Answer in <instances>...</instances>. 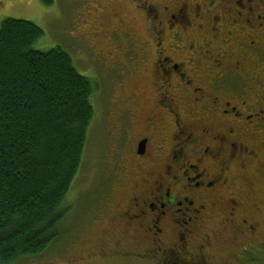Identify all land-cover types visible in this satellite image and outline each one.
<instances>
[{"label":"flooded vegetation","instance_id":"1","mask_svg":"<svg viewBox=\"0 0 264 264\" xmlns=\"http://www.w3.org/2000/svg\"><path fill=\"white\" fill-rule=\"evenodd\" d=\"M105 1L112 38L141 40L137 17ZM115 1L141 13L147 41L138 48L153 46L154 57L135 80L144 76L150 90L119 105L113 140L102 142L98 179L121 185L95 208L90 223L104 229L89 257L223 264L217 249L228 240L240 261L248 251L263 263L264 0Z\"/></svg>","mask_w":264,"mask_h":264},{"label":"trees","instance_id":"2","mask_svg":"<svg viewBox=\"0 0 264 264\" xmlns=\"http://www.w3.org/2000/svg\"><path fill=\"white\" fill-rule=\"evenodd\" d=\"M42 36L30 20L0 23V264L56 245L93 131L99 82L79 73L59 46L33 48ZM87 218L73 219L81 220L77 236Z\"/></svg>","mask_w":264,"mask_h":264},{"label":"rangeland","instance_id":"3","mask_svg":"<svg viewBox=\"0 0 264 264\" xmlns=\"http://www.w3.org/2000/svg\"><path fill=\"white\" fill-rule=\"evenodd\" d=\"M104 1L51 0L50 3H44L41 0H0V23L5 18L34 22L42 28L43 36L32 45L33 48L46 50L59 46L69 54L79 73L99 80L101 86L100 92L93 98L96 100L94 101L96 120L93 131L90 132L88 156L75 182V190L79 194L78 197L75 196L76 194L68 195V201L74 203V207L65 214V223L59 231L56 245L40 257L20 259L11 264H141L134 261L124 262L111 254L107 258L104 255L99 258L89 257V253L101 242L104 229L103 224L93 228L90 223L96 215L95 208L103 206L105 197L108 198L115 187L121 185V182L118 185L117 183L112 185L110 181L103 182L98 179L97 169H106V161H103L100 153L101 148H104L102 142L113 140L112 135L109 137L107 128L110 123L112 125L114 117L118 115L119 105L130 106L131 95L136 88L147 93L150 90L144 76L135 80L137 72L150 73V63L145 59L154 57L153 46H150L149 53L138 48L147 41L145 27L148 28V26L144 27L141 13L129 6L127 1L123 4L111 0L114 2V10L120 11L125 19L128 20L132 14L137 17L132 26L136 27L141 34V40L137 42L128 40L126 35L121 39H113L110 32L114 27L105 25L102 21L103 14L113 12L102 7L107 2ZM124 18L123 25H125ZM165 25L167 27V24ZM105 119L107 124L101 126ZM115 124L116 122H113V126ZM91 207L93 210L90 212ZM262 214L264 221V212ZM77 216L88 217L85 231L78 236L75 226L81 223V220L77 224H71ZM262 234L264 236V226ZM132 244L134 248V243ZM238 249L236 242L228 240L224 245L219 246L217 250L219 255L223 256V264H251L259 261V254L246 251L240 255V259L245 262L243 263L236 257ZM80 250L84 259H81L82 256L79 255Z\"/></svg>","mask_w":264,"mask_h":264}]
</instances>
